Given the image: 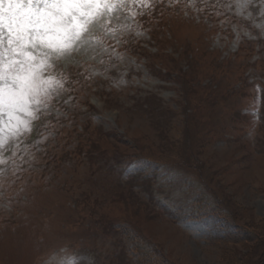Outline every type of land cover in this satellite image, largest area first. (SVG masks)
I'll list each match as a JSON object with an SVG mask.
<instances>
[{
  "label": "rangeland",
  "instance_id": "374dc122",
  "mask_svg": "<svg viewBox=\"0 0 264 264\" xmlns=\"http://www.w3.org/2000/svg\"><path fill=\"white\" fill-rule=\"evenodd\" d=\"M148 5L4 137L0 264H264V0Z\"/></svg>",
  "mask_w": 264,
  "mask_h": 264
},
{
  "label": "snow or ice",
  "instance_id": "6c2138e0",
  "mask_svg": "<svg viewBox=\"0 0 264 264\" xmlns=\"http://www.w3.org/2000/svg\"><path fill=\"white\" fill-rule=\"evenodd\" d=\"M247 2L237 0L240 6ZM129 6L149 5L148 0H0V146L5 136L30 130L41 105L60 86L54 76H45L46 69L82 50L95 29L110 25Z\"/></svg>",
  "mask_w": 264,
  "mask_h": 264
},
{
  "label": "trees",
  "instance_id": "16d2710c",
  "mask_svg": "<svg viewBox=\"0 0 264 264\" xmlns=\"http://www.w3.org/2000/svg\"><path fill=\"white\" fill-rule=\"evenodd\" d=\"M231 216V215H230ZM264 263V262H263Z\"/></svg>",
  "mask_w": 264,
  "mask_h": 264
}]
</instances>
